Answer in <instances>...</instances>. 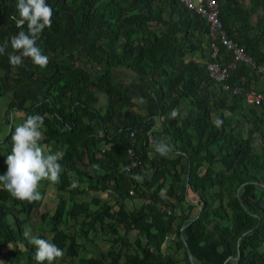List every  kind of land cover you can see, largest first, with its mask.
I'll return each mask as SVG.
<instances>
[{
  "label": "trees",
  "instance_id": "trees-1",
  "mask_svg": "<svg viewBox=\"0 0 264 264\" xmlns=\"http://www.w3.org/2000/svg\"><path fill=\"white\" fill-rule=\"evenodd\" d=\"M47 3L54 12L52 27L45 28L38 41L44 54L49 57L47 67L35 66L28 75H24L3 61L8 59L7 53L13 52L10 45L6 54L0 55V97L14 91L24 82H31L47 99L39 104L29 101L28 105L22 107L11 100L8 111H22L26 118L33 114L45 116L47 136L57 142L68 143L70 149H77L79 144L88 143L98 129L95 123H87L84 119L90 111L99 113L94 106V90L103 92L110 102L109 113L106 116L99 113L105 125L117 112L116 108H123L131 101L111 83V68L120 66L148 78L149 91L158 105L159 116L164 117L170 130L174 131V141H181L179 153L186 161L181 171L188 175L187 183L195 187L204 202L196 223H201L209 216L212 206L210 200H221L224 194L229 198L228 207L235 222L233 229L216 225L204 241L220 239L231 257L238 256L237 264H264V250L259 251L264 242V148L252 151V137L241 141L235 133L227 131L234 122L235 112L243 105L251 115L248 122L256 130L259 131L260 126L264 125V117L256 112L255 107H248L243 96H233L214 88L205 70V64L211 61V40L205 19L178 0H47ZM16 4L17 0H0V44L20 31L11 18L13 15L19 18ZM250 4L251 7L247 8L242 0H221L219 19L226 35L237 42L255 64L264 67V53L261 51L264 45V0H250ZM252 13L257 17L255 26L249 20ZM26 28L25 25L24 30ZM201 38L207 40V58L203 64L187 59L189 54L201 50ZM217 46L220 52L218 61L228 63L230 55L219 43ZM67 50L87 56L91 71L64 56L57 57L58 53ZM31 62L29 58L23 59V65L27 66ZM243 76L249 82L259 77L249 67L238 64L231 72L229 82L249 91L245 80H242ZM182 103H188L190 108L176 128L172 126L171 113ZM221 112H229V116ZM216 119L222 121L219 127L214 123ZM141 125L120 127L115 133L113 148L101 158L92 159V163L106 171L100 179L101 183L106 185L113 181L114 191L122 198L133 197L135 193L142 198L148 196L138 186L132 189V194L129 191L134 180L132 177L139 173L146 154L136 152L140 160L138 168L123 172L121 167L127 163V149L132 145L130 133ZM14 130L11 129L4 142L12 144L11 133ZM107 132L110 129L107 128ZM134 149L137 150L135 146ZM60 163L63 166L60 178H66L69 170H75V165L66 159H61ZM205 163L207 166L201 172ZM214 165H219L221 169L216 170ZM6 170L7 165L0 164V174ZM167 171L165 167L156 171L146 182L147 189L155 185L162 186ZM65 180L59 189H64L68 184ZM214 187H220L221 190L209 197L210 189ZM4 193L11 206L5 202L0 204V235L6 242H24L27 264H38L35 259L36 248L25 238L22 222L16 217L15 225L12 226L6 216L16 213V209L18 212L31 213L39 205L17 200L7 190ZM149 195L153 199L152 204H145L143 209L133 215L121 207L119 217L111 213V208L93 212L89 202L68 209L60 198L52 217L56 234L51 239H42L50 240L61 249L66 247V252L72 258L77 257V237L58 226L82 212L86 214L87 219L83 222L88 224L89 229H93L98 221H104L106 216L110 219L114 217L126 223L128 228L140 229L147 236L148 243L141 247V256L127 253L126 259L121 262V252L110 250L94 257H80L77 263L71 264H160L149 248L160 250L166 234L173 230L172 223L168 221L172 218L167 219L157 211L153 202L156 197ZM213 211L217 212V209ZM115 224L116 221L111 223ZM153 229L156 231L153 232ZM115 241L124 245L127 242L124 237H118ZM0 256L8 264L14 260L12 257L16 258V254L11 252H0Z\"/></svg>",
  "mask_w": 264,
  "mask_h": 264
},
{
  "label": "crops",
  "instance_id": "crops-1",
  "mask_svg": "<svg viewBox=\"0 0 264 264\" xmlns=\"http://www.w3.org/2000/svg\"><path fill=\"white\" fill-rule=\"evenodd\" d=\"M255 16L256 15L249 19L253 26L256 25L257 21V17ZM252 33L253 35L255 34V32ZM261 51L264 53V45L261 47ZM66 58L91 71L90 61L87 56L72 54ZM242 80H245L249 90H256L259 93L262 92L264 94V81L259 77L257 80H251L249 82V80H246L243 76ZM111 83L120 88L131 101L123 108H116L118 113L115 112L114 116L112 115L111 120H108L105 125L100 119L99 113L101 116H106L110 110V102L103 92L98 89L94 90V106L99 113L96 111H90L84 116V119L87 123H95L98 126V129L91 135L92 138L88 143L79 144L77 149H70L68 143H61L54 139H50L46 133L47 126L44 125L42 131L44 132L45 139L41 141V145L45 148L46 153H62V159H66L73 163L75 165V170H69L66 174L67 177L64 179L61 177L57 183H51L47 180L41 181L39 191L43 198L41 201L36 202L37 205H39L37 209H34L31 213L18 212L16 209V213H10L6 216L8 223L14 226L17 220L16 217H18L22 222L24 233H28V235H25V238L28 241H31L32 237L38 238L40 235L35 227L37 226V223L44 226L43 222L51 221V229L53 228L52 217L57 211L60 198L65 204L67 203V208L70 204L73 207L82 202H89L92 211L97 212L103 211L105 206H109L111 207V213L115 217H119L118 213L121 207H123L129 215H133L135 212L146 206L144 201L151 197L149 194H153V196L156 197V200L153 202L155 203L154 207L157 211L162 203L170 206L173 211L172 219L168 220L172 223L173 230L166 234L165 242L161 245L159 251L154 250L152 247L149 248V251L158 257L161 262L160 264H237L238 256L231 257L229 251L226 249L227 247L220 239H212L209 242L204 241L205 238L212 233L213 228L216 225H220L221 227L230 230L233 229L235 222L232 217V211L228 207L229 198L227 194H224V197L221 200H210L209 203L212 202V206L211 210L208 212L209 216L201 223H196V220L203 211L204 202L201 200L199 192L195 187L190 186L187 183L188 175L181 171L182 163L185 160L179 153L181 141L178 139L174 141V131L170 130L171 128L164 117L159 116L158 105L149 91L150 82L148 81V78H144L131 70L116 66L111 68ZM31 84L32 88L29 101H32V104L42 103L47 99V96L41 93L34 83ZM189 108L190 106L187 109L186 104L182 103L175 109L177 110L178 115L175 118L171 117L173 127L177 128L180 126L182 118L186 117ZM6 110L3 118H0V164H6V156L11 153L12 144L4 142L7 135L12 128L15 129L16 126L23 123L26 119V114L22 111L14 109L6 116ZM47 117L52 119L51 116L47 115ZM136 124H142L140 128L134 129L137 131V141H135L136 152L146 154V157L141 164L139 173L137 174L143 177V181L138 182L133 180L129 191H132L134 187L136 188V186H138L141 188V192H145L148 196L145 195V197L142 198L137 195L138 193H135L133 197L129 196L122 198L114 191L113 181L107 182L106 185L101 183L100 179L106 174V171L102 167L96 165V163H92V159L101 158L105 152H109L113 148L115 144V133L120 127L128 126V128H131ZM107 128L110 129V132H107ZM257 133L258 132H256V134ZM261 133V139L264 140V133ZM170 139L172 140L170 141ZM159 140H165L174 146L173 153L168 157H161L159 154L155 153L154 148L152 147V142ZM121 167L118 168L119 171ZM164 167L168 171L165 173L163 185H155L147 189L146 182L156 171H160ZM220 169L221 167L217 165L216 170ZM201 172L204 171L202 170ZM177 178H179V181H177ZM64 180L68 184L65 185L64 189H58L64 184ZM74 182L75 186H72ZM2 189L3 186L0 185V204L5 202L7 205L11 206L9 203L10 200H7L6 196L1 195ZM220 190V187L211 188L209 197L219 193ZM66 196L69 198L66 199ZM215 209H217V212L213 211ZM82 214L83 212L80 215L82 216ZM32 215L35 216V219L32 218ZM44 215H47V217L45 218ZM83 217L86 218V214ZM73 218L74 217H70L65 220V222L61 223L58 228L64 231L66 230L71 234H76L77 241L79 242L82 231L80 230L81 232L78 234L76 232L77 230L69 227V220H72ZM114 221H116V224L111 225ZM98 222L95 227L98 226ZM100 222L106 224H103V229L105 230L108 225L110 226L109 230L114 233L112 236H115L113 239L118 237H124L126 239L127 242L124 247L130 250H127L125 254L138 253L141 256V247H145L148 240L147 236L141 232L140 229L128 228L126 223L116 220L114 217L108 219L106 216L104 221ZM85 225H87L85 228L88 231V224L82 222V226ZM152 231L155 232L156 229H153ZM46 234H48L49 237H47L51 239L56 234V230L53 232H47ZM135 242L137 246H135ZM114 243L117 244L120 242L115 241ZM134 246L136 249L131 250ZM21 247H23L22 250H26L24 242H6L0 235L1 253L18 252ZM259 249L260 252L264 250V242ZM62 250L65 253L66 258L69 257V261L65 262L67 264L73 263L70 261L75 257L72 258L66 252V247ZM125 254L122 256L121 253V262L126 259ZM77 257H82L79 256V250ZM12 258L14 260L10 264H19L15 261V257ZM56 263H58V260L55 261V264ZM0 264L8 263H6L5 259L0 256ZM24 264H27V262Z\"/></svg>",
  "mask_w": 264,
  "mask_h": 264
},
{
  "label": "clouds",
  "instance_id": "clouds-1",
  "mask_svg": "<svg viewBox=\"0 0 264 264\" xmlns=\"http://www.w3.org/2000/svg\"><path fill=\"white\" fill-rule=\"evenodd\" d=\"M16 7L19 18L15 15L11 18L20 31L0 44V55L6 54V49L10 45L13 52L7 55L14 67L22 66L23 59L29 58L34 65L46 68L49 57L44 54L38 41L45 28L52 27L53 9L47 0H17ZM177 115L178 112L174 109L171 116L175 118ZM44 121L45 116L28 115L11 133V153L6 156L7 170L0 174V185L17 200L29 203L41 201L43 198L39 191L41 181L57 183L60 180L63 171L60 163L62 153H46L41 145V141L45 139L42 131ZM214 123L219 127L222 121L216 119ZM152 147L161 157H168L174 150V146L165 140L153 141ZM132 178L138 182L143 181L141 175H134ZM72 186H75V182ZM30 242L36 248L35 259L38 264L44 262L54 264L64 255L63 250L50 240L32 237Z\"/></svg>",
  "mask_w": 264,
  "mask_h": 264
},
{
  "label": "rangeland",
  "instance_id": "rangeland-1",
  "mask_svg": "<svg viewBox=\"0 0 264 264\" xmlns=\"http://www.w3.org/2000/svg\"><path fill=\"white\" fill-rule=\"evenodd\" d=\"M242 2H243V5L246 6L247 8L251 7L250 0H242ZM259 12L262 13V10L260 9ZM254 15L255 14L252 13L250 17L253 18ZM206 41L207 40L205 38H201V41H200L201 50H198L192 54H189L187 56V59H194L197 62H200L201 64H203L207 58ZM72 54L83 55V54H80V53L72 51V50H67V51H64L63 53H61V52L58 53L57 57H59V56L60 57H63V56L68 57L69 55H72ZM3 61L10 63L9 59H4ZM35 66L36 65H34L31 62L27 66L22 64V66H17V67L13 66V68H14V70L19 71V72L23 73L24 75H28L29 71L31 69L35 68ZM31 88H32L31 82H24L18 88H16L14 91L6 93L5 95L1 96L0 97V118H3L6 109H7L6 110V116L12 110H14V109H12L10 112L8 111L9 105H11V102H10L11 100H15L17 102L16 105H18L20 107L28 105L29 100H30V95H31ZM260 94L262 96H264V94L262 92H260ZM185 104H186V108H188L189 107L188 103H185ZM248 107H252V106H248ZM253 107H255L257 113L261 114L264 117V104L259 105V106H253ZM132 109H134V108H132ZM247 109L248 108H246V106L243 105V107L240 110L235 112V115L233 116L234 122H232L230 124V126L227 128V131L235 133L237 138H239L241 141L246 140L249 136L252 137L253 138L252 144H251L252 147L250 150H252V151L260 150V149L264 148V140L261 139L262 138L261 132L264 133V125L260 126L259 131L256 130L255 126L252 123L248 122V119L251 118V115L249 114ZM221 113L229 116V112H221ZM257 131H258V133L256 134ZM171 140L172 139H170V141ZM213 150L215 151L216 148H213ZM182 164H183L182 166L185 165V160L183 161ZM206 166H207L206 163L203 164V167H202L203 169H201V170H204L206 168ZM214 168L217 169V165H214ZM44 181H46V180H44ZM1 195L5 196L3 189L1 190ZM68 198L69 197L66 196V199H68ZM71 207L72 206L70 204L68 208H71ZM108 208H111V207L105 206L103 208V210H106ZM35 209H37V208H35ZM112 209H113V207H112ZM84 215H85V213H83L82 216L81 215L76 216L72 220H69L70 221V225H69L70 228L77 230L76 232L78 234H80L79 232L82 231L80 234L81 239H79L80 241L78 242V246H77L78 250H79V256H82V257L83 256H89V255L90 256H96L100 253L106 254L110 250L120 251L122 253V256H123V254H125L127 250H130V249H126L124 247L126 245H124V244H120V243L115 244L114 243L115 239H113V238L115 236H112V234H114V233H112L109 230V228H110L109 225L106 227V230L103 229V224H105L104 222L99 221L98 226L94 227V229H89L87 231V229L85 228L87 225L82 226V222L86 219L85 217H83ZM107 217H108V219H110L109 216H107ZM32 218L35 219V216L32 215ZM43 224H44V226H41L40 223H37V226H35L37 228V231L40 233L38 238L47 237V236L49 237V235L46 233L55 231L54 228L51 229V227H52L51 221L43 222ZM64 227H65V225H64ZM74 235L76 236V234H74ZM136 242H135V246H137ZM135 246L131 250H135L136 249ZM22 249H23V247H21V249H19L18 252H16V251L11 252V253L16 254L15 261L18 262L19 264H24L27 260V251L22 250ZM20 253H23V254H20ZM68 258H66V255L64 253L63 257L59 258L58 263H56V264H67L65 261H69ZM79 258L80 257H75L74 259H71L70 262L77 263L79 261ZM108 259L109 258L107 256L106 260H108ZM44 264H47V262H44ZM54 264H55V262H54Z\"/></svg>",
  "mask_w": 264,
  "mask_h": 264
},
{
  "label": "built area",
  "instance_id": "built-area-1",
  "mask_svg": "<svg viewBox=\"0 0 264 264\" xmlns=\"http://www.w3.org/2000/svg\"><path fill=\"white\" fill-rule=\"evenodd\" d=\"M184 4L189 10H192L205 19L208 25L210 48L209 57L211 61L205 64V70L208 77L213 82V86L220 92L229 93L233 96H243L244 103L249 106H259L264 104V96H262L256 90L244 91V89L236 84H230L229 77L238 64H244L252 71L258 74L259 78L264 81V67L257 65L254 61L245 53L242 47L237 42L231 40L225 33L222 23L219 19L220 1L221 0H178ZM230 55V61L228 63L219 62L220 58L219 47L217 44ZM132 139V145L127 149L126 159L127 163L122 166L123 172H129L132 169H136L140 166L139 157L134 149L135 141L137 138V131L130 133ZM132 194V191H130ZM146 205L152 204L150 198L144 201ZM159 211L167 218H172L173 211L165 203L160 204Z\"/></svg>",
  "mask_w": 264,
  "mask_h": 264
}]
</instances>
